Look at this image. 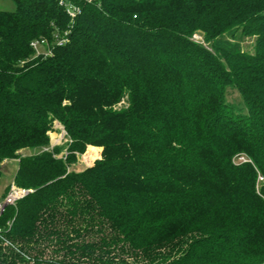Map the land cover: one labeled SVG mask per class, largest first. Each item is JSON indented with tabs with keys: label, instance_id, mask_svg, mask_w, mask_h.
<instances>
[{
	"label": "trees",
	"instance_id": "1",
	"mask_svg": "<svg viewBox=\"0 0 264 264\" xmlns=\"http://www.w3.org/2000/svg\"><path fill=\"white\" fill-rule=\"evenodd\" d=\"M13 1L0 179L17 158L29 191L0 210V264L264 263V0ZM232 31L254 52L192 39ZM90 145L101 157L69 170Z\"/></svg>",
	"mask_w": 264,
	"mask_h": 264
},
{
	"label": "rangeland",
	"instance_id": "2",
	"mask_svg": "<svg viewBox=\"0 0 264 264\" xmlns=\"http://www.w3.org/2000/svg\"><path fill=\"white\" fill-rule=\"evenodd\" d=\"M0 9L6 10V11L15 10L14 1L13 0H0ZM192 39L213 50H215L214 45H216L218 48H228L234 45H238L241 48V50L245 52H248V53L254 52V42H255L254 40L255 39L253 37H247L241 34H237V36H234L233 31L232 33L231 32L226 33L218 37L215 41V44L214 42L206 41L202 32H196L195 34H193ZM227 100L228 102L235 104L237 107H241V97H240L239 92L236 89L234 88L228 89ZM49 135H50V148H53L54 146H59L61 148V151L58 157L65 158L66 153H67L66 144L68 142V139L66 137V132H65L64 127L58 121H55L53 124V130L50 131ZM91 148L94 149V156L91 159V163L87 164V162L84 159V156ZM97 148L98 149L100 148L99 149L100 150L99 158H100L102 154V147L90 145L87 147L86 151L83 154H80L77 156L76 161L69 166V170L83 171L84 169L92 166L94 162L98 159V158L95 159L96 154H97ZM246 158H247L246 156L240 155L238 157H235L234 160L236 162H241V161H244V159ZM263 180H264L263 178L259 177L260 182ZM0 198H2L1 192H0Z\"/></svg>",
	"mask_w": 264,
	"mask_h": 264
},
{
	"label": "crops",
	"instance_id": "3",
	"mask_svg": "<svg viewBox=\"0 0 264 264\" xmlns=\"http://www.w3.org/2000/svg\"><path fill=\"white\" fill-rule=\"evenodd\" d=\"M37 150H31V149H23L20 151L21 154H31L36 152ZM18 162L19 159H6L2 163V171L3 175L0 179V192L2 193V198H0V203L3 202L5 193L7 192V189L13 184L14 176L18 169Z\"/></svg>",
	"mask_w": 264,
	"mask_h": 264
},
{
	"label": "built area",
	"instance_id": "4",
	"mask_svg": "<svg viewBox=\"0 0 264 264\" xmlns=\"http://www.w3.org/2000/svg\"><path fill=\"white\" fill-rule=\"evenodd\" d=\"M71 15H74L75 10L71 7ZM76 9V8H75ZM45 41H34L32 42L33 48L36 50L37 54H40L42 47L44 46ZM245 160V159H244ZM262 178V177H261ZM29 190L18 188L14 184L10 186V189L8 190L7 194L4 197V200L2 203H0V210H4L6 205H14L16 201L20 198H22L26 193H28Z\"/></svg>",
	"mask_w": 264,
	"mask_h": 264
},
{
	"label": "bare ground",
	"instance_id": "5",
	"mask_svg": "<svg viewBox=\"0 0 264 264\" xmlns=\"http://www.w3.org/2000/svg\"><path fill=\"white\" fill-rule=\"evenodd\" d=\"M94 156V149H90L87 153H86V155L84 156V159H85V161L87 162V164H90L91 163V159H92V157Z\"/></svg>",
	"mask_w": 264,
	"mask_h": 264
}]
</instances>
